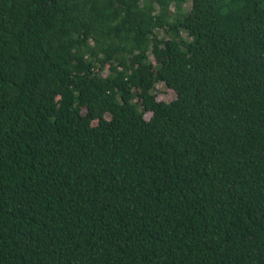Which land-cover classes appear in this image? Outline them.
<instances>
[{
  "label": "trees",
  "instance_id": "trees-1",
  "mask_svg": "<svg viewBox=\"0 0 264 264\" xmlns=\"http://www.w3.org/2000/svg\"><path fill=\"white\" fill-rule=\"evenodd\" d=\"M185 1L0 0V264H264V0Z\"/></svg>",
  "mask_w": 264,
  "mask_h": 264
},
{
  "label": "rangeland",
  "instance_id": "rangeland-1",
  "mask_svg": "<svg viewBox=\"0 0 264 264\" xmlns=\"http://www.w3.org/2000/svg\"><path fill=\"white\" fill-rule=\"evenodd\" d=\"M190 7H191V3H190L189 0H186L185 2H183L181 4V10L184 11V12L188 11L190 9ZM176 10H177L176 6L172 5L171 6V13L172 14H176ZM158 33L161 36L165 35L163 30H159ZM169 35L167 34L166 36H169ZM184 35H185V37H187L185 33H184ZM150 59H151V62L154 64L155 61L153 59V56H150ZM156 97L159 100H163V101H167L168 102V101L172 100L173 98H175V91L173 89L168 88L167 86H165L164 83L159 82L156 85ZM145 116H146V118H148L149 117V113H146Z\"/></svg>",
  "mask_w": 264,
  "mask_h": 264
}]
</instances>
